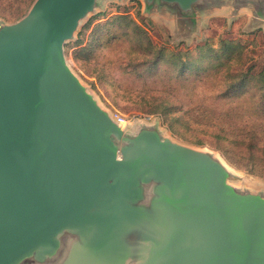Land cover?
<instances>
[{
    "label": "water",
    "instance_id": "water-1",
    "mask_svg": "<svg viewBox=\"0 0 264 264\" xmlns=\"http://www.w3.org/2000/svg\"><path fill=\"white\" fill-rule=\"evenodd\" d=\"M95 1L36 0L0 30V264H264V200L235 194L218 160L154 132L112 140L127 122L64 55ZM160 1L202 18L200 0ZM229 4L233 19L247 6Z\"/></svg>",
    "mask_w": 264,
    "mask_h": 264
},
{
    "label": "rangeland",
    "instance_id": "rangeland-1",
    "mask_svg": "<svg viewBox=\"0 0 264 264\" xmlns=\"http://www.w3.org/2000/svg\"><path fill=\"white\" fill-rule=\"evenodd\" d=\"M35 2L0 0V30ZM228 2L264 14V0H200L202 18L192 23L160 0H96L64 55L102 111L126 119L123 137L111 134L117 146L154 132L218 160L235 194L264 200V109L256 93L264 79L255 77L264 72V27L241 29L245 20L235 22L231 8L219 14ZM149 184L139 201L147 210L153 208ZM60 240L68 244L65 235Z\"/></svg>",
    "mask_w": 264,
    "mask_h": 264
},
{
    "label": "crops",
    "instance_id": "crops-1",
    "mask_svg": "<svg viewBox=\"0 0 264 264\" xmlns=\"http://www.w3.org/2000/svg\"><path fill=\"white\" fill-rule=\"evenodd\" d=\"M228 8L230 9V4L225 3L224 6H222L219 14L225 16ZM231 10H232V8H231ZM239 19L245 20V24H243V25H242V23L240 24V26H242L241 29H243V30L249 29L250 26L253 29L254 28L259 29L260 27H264V14L259 7L254 8V7H250V6H240V7L236 8L235 18L233 20L236 22V20H239Z\"/></svg>",
    "mask_w": 264,
    "mask_h": 264
},
{
    "label": "trees",
    "instance_id": "trees-1",
    "mask_svg": "<svg viewBox=\"0 0 264 264\" xmlns=\"http://www.w3.org/2000/svg\"><path fill=\"white\" fill-rule=\"evenodd\" d=\"M242 77L243 76H239L238 78H242ZM255 77H261L262 79H264V72H260V73L256 74ZM256 93L259 94V103H258V105L261 107L260 109H264V89L262 87H257ZM255 132H257V130L254 129V127H253V130L251 131L252 135L250 136V139L252 141L257 139V135H254Z\"/></svg>",
    "mask_w": 264,
    "mask_h": 264
},
{
    "label": "built area",
    "instance_id": "built-area-1",
    "mask_svg": "<svg viewBox=\"0 0 264 264\" xmlns=\"http://www.w3.org/2000/svg\"><path fill=\"white\" fill-rule=\"evenodd\" d=\"M115 117L118 119V121H120V122H126V119L124 118V117H122V116H119V115H115Z\"/></svg>",
    "mask_w": 264,
    "mask_h": 264
}]
</instances>
